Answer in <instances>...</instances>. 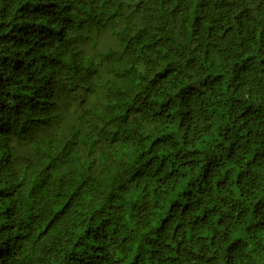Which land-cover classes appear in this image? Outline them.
Masks as SVG:
<instances>
[{
    "label": "trees",
    "instance_id": "1",
    "mask_svg": "<svg viewBox=\"0 0 264 264\" xmlns=\"http://www.w3.org/2000/svg\"><path fill=\"white\" fill-rule=\"evenodd\" d=\"M0 264H264V0H0Z\"/></svg>",
    "mask_w": 264,
    "mask_h": 264
}]
</instances>
